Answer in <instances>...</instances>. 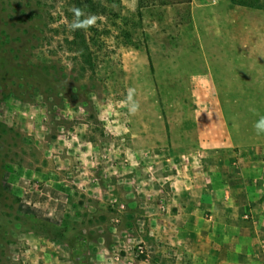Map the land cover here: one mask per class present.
Listing matches in <instances>:
<instances>
[{"label": "rangeland", "instance_id": "rangeland-1", "mask_svg": "<svg viewBox=\"0 0 264 264\" xmlns=\"http://www.w3.org/2000/svg\"><path fill=\"white\" fill-rule=\"evenodd\" d=\"M93 3L72 31L74 0H0V264H187L164 160L195 153L197 109L264 138V0Z\"/></svg>", "mask_w": 264, "mask_h": 264}, {"label": "crops", "instance_id": "crops-1", "mask_svg": "<svg viewBox=\"0 0 264 264\" xmlns=\"http://www.w3.org/2000/svg\"><path fill=\"white\" fill-rule=\"evenodd\" d=\"M148 1L158 7L162 1L185 0ZM191 83L195 94L219 97L211 73ZM196 117L195 153L164 160L169 171L166 194H173L167 209L177 211L169 217L195 232L186 240L190 246L183 258L187 264H263L264 138H237L221 109L215 114L210 109L207 118L197 109ZM203 159L207 169L201 168Z\"/></svg>", "mask_w": 264, "mask_h": 264}, {"label": "clouds", "instance_id": "clouds-1", "mask_svg": "<svg viewBox=\"0 0 264 264\" xmlns=\"http://www.w3.org/2000/svg\"><path fill=\"white\" fill-rule=\"evenodd\" d=\"M70 11L73 13V19L69 25L72 31H87L89 28L94 27L97 23L98 17L95 14H86L83 9L78 7H73ZM135 94V89L129 88L126 101L122 102L128 107L129 112L133 115L139 110V102L135 99ZM253 127L257 135L264 134V116H260L254 123Z\"/></svg>", "mask_w": 264, "mask_h": 264}, {"label": "trees", "instance_id": "trees-1", "mask_svg": "<svg viewBox=\"0 0 264 264\" xmlns=\"http://www.w3.org/2000/svg\"><path fill=\"white\" fill-rule=\"evenodd\" d=\"M75 3V7L81 8L84 11L87 9V11H90V8H96L95 4L93 3V0H74ZM141 6H148V5H152L153 3L151 1L148 0H140ZM180 3H186V4H190L191 0H185L184 2H173V1H162L159 3L160 6H169L172 4H180ZM241 4H248L247 2L244 1H240ZM102 13L104 14L105 12L102 11Z\"/></svg>", "mask_w": 264, "mask_h": 264}, {"label": "built area", "instance_id": "built-area-1", "mask_svg": "<svg viewBox=\"0 0 264 264\" xmlns=\"http://www.w3.org/2000/svg\"><path fill=\"white\" fill-rule=\"evenodd\" d=\"M263 264H264V248H263Z\"/></svg>", "mask_w": 264, "mask_h": 264}]
</instances>
